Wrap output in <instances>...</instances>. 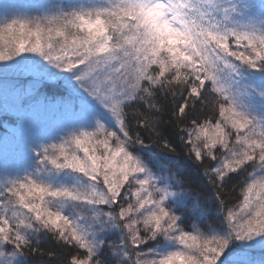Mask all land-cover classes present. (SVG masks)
<instances>
[{
	"label": "snow or ice",
	"instance_id": "obj_1",
	"mask_svg": "<svg viewBox=\"0 0 264 264\" xmlns=\"http://www.w3.org/2000/svg\"><path fill=\"white\" fill-rule=\"evenodd\" d=\"M0 264H264V0H0Z\"/></svg>",
	"mask_w": 264,
	"mask_h": 264
},
{
	"label": "trees",
	"instance_id": "obj_2",
	"mask_svg": "<svg viewBox=\"0 0 264 264\" xmlns=\"http://www.w3.org/2000/svg\"><path fill=\"white\" fill-rule=\"evenodd\" d=\"M181 159V165L186 170V179L192 182L193 184H198L203 188H209L206 178L203 176L202 171L199 167L193 164L191 161L186 160L185 158Z\"/></svg>",
	"mask_w": 264,
	"mask_h": 264
}]
</instances>
